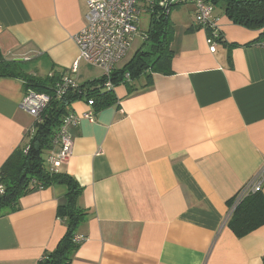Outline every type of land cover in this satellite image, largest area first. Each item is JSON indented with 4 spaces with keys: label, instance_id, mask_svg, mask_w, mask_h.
Returning <instances> with one entry per match:
<instances>
[{
    "label": "crops",
    "instance_id": "0c3cea01",
    "mask_svg": "<svg viewBox=\"0 0 264 264\" xmlns=\"http://www.w3.org/2000/svg\"><path fill=\"white\" fill-rule=\"evenodd\" d=\"M87 12L85 0H0V52L31 75L97 79L102 69L79 58L75 41ZM215 16L226 41L215 51L194 7L173 43V73L119 84V103L97 112L71 104L78 115L95 111L68 126L73 150L59 169L83 186L79 204L90 213L71 264H264V225L238 236L227 218L264 165L262 29ZM27 90L23 78L0 76V169L33 128L20 106ZM66 193L63 184L34 189L0 215V264H36L56 249Z\"/></svg>",
    "mask_w": 264,
    "mask_h": 264
},
{
    "label": "trees",
    "instance_id": "16d2710c",
    "mask_svg": "<svg viewBox=\"0 0 264 264\" xmlns=\"http://www.w3.org/2000/svg\"><path fill=\"white\" fill-rule=\"evenodd\" d=\"M218 3L219 0H208ZM225 15L237 24L252 29H262L256 42L264 41V0H224ZM213 4V5H214ZM181 4L168 7L160 5L159 0H141L140 7L150 15L149 27L143 32V48L125 65H118L108 77L103 75L78 88H68L58 98L56 83L63 75L58 73L41 77L26 73L15 60H6L0 52V76L21 77L25 89L46 92L51 96L47 107L41 113V119H35L33 128L25 138L27 141L17 148L0 169L5 191L0 193V215L9 214L20 208V199L34 189L47 188L55 184L67 187L65 200L58 206V218L66 225V233L53 251L46 252L37 264H71L81 245L75 240L79 226L86 221L89 211L79 204L83 186L76 178L66 172L51 171L48 168L47 154L53 149L64 118L71 113V104L78 100H93L97 112L102 107L118 104L115 87L121 83L132 85V81L153 72L173 73L172 62L176 51L173 48L175 26L171 21L172 10ZM199 25H197L198 27ZM199 28H203L199 26ZM194 29L189 27V31ZM140 30V27H139ZM207 35L212 31L206 29ZM219 43H225L224 35L219 31ZM236 46V44H232ZM130 74V80L126 79ZM110 80L114 87L108 88ZM29 149L25 152V148ZM46 154V156H45ZM233 201H231L230 205ZM228 224L238 236H242L264 225V194L259 191L249 194L236 207Z\"/></svg>",
    "mask_w": 264,
    "mask_h": 264
},
{
    "label": "built area",
    "instance_id": "2783aa9c",
    "mask_svg": "<svg viewBox=\"0 0 264 264\" xmlns=\"http://www.w3.org/2000/svg\"><path fill=\"white\" fill-rule=\"evenodd\" d=\"M88 6L85 27L75 36L79 47V58L99 67L103 75L110 76L116 66L127 56L133 42L139 33L142 9L141 0H85ZM148 1V0H146ZM160 5L168 7L172 4L191 3L195 7V24L204 29H210L211 35H207V41L212 51H215L219 43L217 37L219 29L215 8L208 0H159ZM264 47V41L261 43ZM78 62H75L72 71L75 72ZM126 79L130 80V74L126 73ZM79 83L68 75H64L56 83V94L60 98L68 88H78ZM108 88L114 87L112 82H106ZM51 96L46 92L28 89L20 104L21 108L30 113L35 119H41V113L47 107ZM93 100L88 104L93 108ZM94 109L82 115L69 113L60 127L53 141V149L47 154L48 168L51 171H59L62 164L72 154L74 141L68 131L69 125H77L82 118L94 119ZM29 146L25 148V152ZM264 187V165L247 181L237 192L230 205L227 218L234 213L236 207L251 193L262 191ZM5 191V186L0 175V193ZM75 240L83 243L86 236L76 234ZM37 264V263H36Z\"/></svg>",
    "mask_w": 264,
    "mask_h": 264
},
{
    "label": "rangeland",
    "instance_id": "374dc122",
    "mask_svg": "<svg viewBox=\"0 0 264 264\" xmlns=\"http://www.w3.org/2000/svg\"><path fill=\"white\" fill-rule=\"evenodd\" d=\"M225 5L226 2L224 0H219L218 3L214 4L215 12L220 14L221 13L225 14ZM193 10H194V6L191 3L181 4L179 6H176L172 10L171 21L174 23L175 26V34H174L175 43L180 42V40L184 38L185 30L187 26L193 23ZM149 19H150V15L143 10L141 14L139 33L133 42L131 50L129 51L127 56L120 62V65H125L135 56L137 52H139L143 48L144 45L143 43L145 38L143 32L147 30L149 27Z\"/></svg>",
    "mask_w": 264,
    "mask_h": 264
}]
</instances>
